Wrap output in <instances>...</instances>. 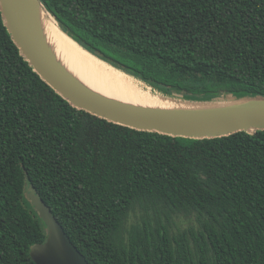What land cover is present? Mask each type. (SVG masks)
<instances>
[{
	"label": "trees",
	"instance_id": "trees-1",
	"mask_svg": "<svg viewBox=\"0 0 264 264\" xmlns=\"http://www.w3.org/2000/svg\"><path fill=\"white\" fill-rule=\"evenodd\" d=\"M39 2L162 93L264 97V0ZM28 180L89 264H264V128L168 134L77 107L0 12V264H35L29 247L45 237Z\"/></svg>",
	"mask_w": 264,
	"mask_h": 264
},
{
	"label": "water",
	"instance_id": "water-1",
	"mask_svg": "<svg viewBox=\"0 0 264 264\" xmlns=\"http://www.w3.org/2000/svg\"><path fill=\"white\" fill-rule=\"evenodd\" d=\"M29 1L0 0L4 25L33 70L75 106L85 108L121 125L168 134L206 136L233 130L248 131L264 128L263 96L228 98L214 105L151 108L110 97L84 85L61 68L44 47L42 38L34 26ZM35 1L36 9L48 15L39 0ZM26 198L37 212L45 230L44 239L29 247V255L33 262L89 264L30 180L27 181Z\"/></svg>",
	"mask_w": 264,
	"mask_h": 264
},
{
	"label": "bare ground",
	"instance_id": "bare-ground-1",
	"mask_svg": "<svg viewBox=\"0 0 264 264\" xmlns=\"http://www.w3.org/2000/svg\"><path fill=\"white\" fill-rule=\"evenodd\" d=\"M36 32L56 63L84 85L110 97L151 108L189 107L196 104H170L166 97L177 94L162 93L139 79L106 63L82 47L63 31L44 11L36 9V1H29ZM159 92V93H156ZM173 99V98H172ZM175 99V98H174Z\"/></svg>",
	"mask_w": 264,
	"mask_h": 264
},
{
	"label": "rangeland",
	"instance_id": "rangeland-1",
	"mask_svg": "<svg viewBox=\"0 0 264 264\" xmlns=\"http://www.w3.org/2000/svg\"><path fill=\"white\" fill-rule=\"evenodd\" d=\"M156 93H159L156 91ZM168 99V103L170 104H198V105H214V104H219L222 103L224 100H227L226 98H222L221 96H219L218 94L215 93H211V94H207L205 95L203 98H198V99H194V100H189V99H183V98H179L177 96H169L166 97ZM173 98V99H172ZM175 98V99H174ZM189 214L186 213H182V215L180 216L181 219L180 220V224L182 223L181 220H183V222L189 220L188 223H192L194 225H197L198 221L194 216H191Z\"/></svg>",
	"mask_w": 264,
	"mask_h": 264
}]
</instances>
